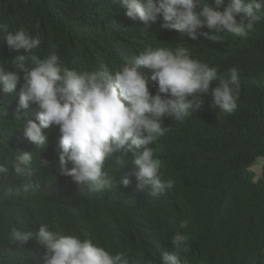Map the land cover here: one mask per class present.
I'll return each instance as SVG.
<instances>
[{"label":"clouds","instance_id":"obj_1","mask_svg":"<svg viewBox=\"0 0 264 264\" xmlns=\"http://www.w3.org/2000/svg\"><path fill=\"white\" fill-rule=\"evenodd\" d=\"M81 1L88 5L79 7L82 20L102 16L105 11L102 0ZM208 1L112 0L135 24L124 31L116 30L118 40L109 47L116 53L118 67L110 70L101 65L92 71H79L65 63L60 47L48 37L51 18L27 4L6 14L4 10L11 5L0 1V160L11 158L14 162L10 168L0 165V196L13 190L14 173L32 175L33 156L39 155L32 150L42 149L47 140L45 130L56 128L59 136L52 138V144L59 149L58 175L77 190L90 195L94 192L93 197L106 203L100 243L110 232V207L134 200L142 201L139 213L151 224L137 225L132 237L143 243V235L151 231L154 242L160 239L155 231L161 225L165 234L160 240L171 242L159 262L143 257L134 260L127 253L113 254L83 235H61L43 223L36 231L12 227V246L34 242L42 250L43 264H179L182 254L190 251L188 243H193L197 247L192 255L206 258L210 264L215 259L221 264L225 260L264 264V245L240 248L234 259L213 245L212 239L221 235L217 225L221 212L237 211L247 198L243 189L221 190L208 180L221 170L226 157L234 154L240 143L255 140L261 130L239 129L227 145L226 157L216 163L207 165L201 157L194 162L182 156L175 162L159 159L162 150L158 145L174 125L201 121L205 106L227 118L236 116L244 88L250 90L257 104L256 115L262 113L264 89L243 80L238 67L223 69L225 72L217 78L218 68L224 63L222 55H208L212 61L209 66L182 45H156L155 23L194 42L199 35L216 40L217 34L225 32L234 36V44L244 42L249 34L254 36L261 17L256 13L263 12L264 0ZM64 37L62 33L60 39ZM245 61L264 70V46ZM256 72L264 80V71ZM30 105L37 109V114L30 113L35 121H24L17 113ZM6 126H23V135L12 136ZM22 142L28 148L19 153ZM260 153L245 168L253 185L264 181V149ZM199 161L203 169L194 165ZM40 162L42 167L47 165V161ZM116 187L124 192L118 199L110 195ZM208 212L210 216L205 217ZM121 215L126 219L124 211ZM253 222L264 225V212L258 213ZM120 236L125 239V232L111 234L113 249L121 246ZM8 250L10 246L0 245V264L35 263L5 256Z\"/></svg>","mask_w":264,"mask_h":264},{"label":"trees","instance_id":"obj_2","mask_svg":"<svg viewBox=\"0 0 264 264\" xmlns=\"http://www.w3.org/2000/svg\"><path fill=\"white\" fill-rule=\"evenodd\" d=\"M4 1L11 5L4 10L6 14L20 7V4H27L51 18L49 39L60 47L65 63L79 71L85 69L92 71L101 65L115 70L118 67L117 56L115 51H109V47L118 40L117 31H124L126 30L124 28L135 24L126 18L124 10L112 0H102L105 11L102 12V16H96L91 20H82L83 17L79 16L80 5L88 7L87 3L81 0ZM208 3L211 4V0ZM262 11L256 13L261 16L259 28L254 30V36L249 34V38L244 42L231 43L234 36L227 32L217 34L216 40L199 35L198 40L194 42L187 37H179L162 30L159 24L155 23L153 27L156 30V45L161 47L182 45L189 48L192 56L196 58H199L198 52L201 49L204 56L216 57L220 54L224 63L218 68L217 78H220V72H225L223 69L235 66L239 68L243 80L251 81L255 86L264 89V80L256 72L264 70L245 61L250 54L264 46V10ZM62 33L63 36L65 34L64 40L60 39ZM95 33L98 34V38L94 37ZM212 35L215 34L209 33V36ZM241 97L240 111L236 116L227 118L205 106L201 121L177 123L158 145L161 150L175 151L192 162L196 157H201L208 165L210 162H218L225 156L228 143L239 129L261 130L255 140L240 143L234 154L225 156L221 170L208 178L221 190L243 189L247 198L237 211L221 212L217 221L221 235L212 239L213 245L220 247L231 259L236 257L240 248H256L264 242V225L253 222L258 213L264 212V181L253 185L250 176L245 172V168L254 161L255 156L261 155L260 150L264 149V98L260 104L262 113L258 116L257 104L248 88H244ZM30 107L36 108L33 105ZM27 148L28 144L22 142L17 152L20 153ZM35 150L36 148L32 150L33 153ZM51 150L52 148L48 146L40 155L33 156L30 177L17 176L14 173L11 179L13 190L0 196V245H8L11 249L15 248V251L21 248L25 250L29 255V259L24 260L27 263L37 261L40 264L42 250L31 246L34 243L32 241L26 243L24 247L12 246L9 240L12 227L22 231H36L41 224L47 223L51 230L61 235H83L94 244L100 243V221L106 213V203L94 198L85 190H77L75 186L61 179L57 173V155L53 151L51 153ZM40 160L47 161V165L42 167ZM194 165L203 169L200 161ZM36 173L40 175V180L34 183L32 180ZM52 179L55 181L50 184ZM17 209L27 211V216L19 217L18 214H14ZM33 212L42 214V221L33 217ZM223 263L232 264L229 260ZM214 264L221 263L215 259Z\"/></svg>","mask_w":264,"mask_h":264},{"label":"rangeland","instance_id":"obj_3","mask_svg":"<svg viewBox=\"0 0 264 264\" xmlns=\"http://www.w3.org/2000/svg\"><path fill=\"white\" fill-rule=\"evenodd\" d=\"M166 136L169 134L166 133ZM45 149H36V152H43ZM180 158V155L175 151H169V150H162L161 155L159 159L167 160L169 162H175ZM128 160V163L131 161V158H126ZM184 170V169H183ZM122 187L121 188H114L111 190V196L114 198H117L119 196H122L123 194ZM92 195H95L93 192ZM95 198V196H94ZM99 200V199H98ZM150 200V199H149ZM221 201V200H220ZM142 201L134 200L132 202H127L124 205H114L112 208L110 207V210L113 214V219L108 224L109 227V234L103 238V242L99 243L100 246L105 248V250L110 251L111 253H127L132 259H138L140 257H143V260H153L156 262H159L160 255L163 251L168 250L171 248V242L169 241H162L159 240V242L155 246L153 240H152V232L150 231L147 233V235H143L144 242L138 241L135 237H132L131 232L134 230V228L139 224H151V220L143 217L139 213V205ZM126 213V219L122 217L121 212ZM156 215L160 217L161 212L156 211ZM205 217L210 216V212L203 214ZM102 219L100 221V225L102 223ZM120 231L125 232V239L121 236L119 237V240L121 242V246L119 249H113L112 243L113 240L111 239V234L113 233H119ZM159 236L161 237L165 234V232L162 229V226L155 231ZM142 236V235H141ZM166 243V245H165ZM190 246V244L188 243ZM164 246V249H163ZM193 246L190 248V251L188 253L182 254L179 264H210V261L206 258H198L192 255V249H194Z\"/></svg>","mask_w":264,"mask_h":264},{"label":"bare ground","instance_id":"obj_4","mask_svg":"<svg viewBox=\"0 0 264 264\" xmlns=\"http://www.w3.org/2000/svg\"><path fill=\"white\" fill-rule=\"evenodd\" d=\"M258 28H259V24H256L255 27H254V30L258 29ZM202 31L207 32L205 29H203ZM94 37L98 38V34L95 33ZM198 44H199V42H198ZM198 47L201 48V45H199ZM136 51L137 50L135 49V54L136 55L139 54V52H136ZM198 56H199V58H198L199 60L207 63L210 66L212 61H211V59H209L208 55L204 56V54L202 52V49H201V51L198 52ZM209 62H210V64H209ZM148 75H149L148 73L144 74V76H148ZM35 109L29 107V109H27V110H21V112L17 113V115L22 116L24 121H26L27 119L35 121L36 117L30 116V113L33 112V110H35ZM34 112L37 114V109ZM6 127H8V126H6ZM22 127H8V130H9V132H10V134L12 136L23 135ZM45 131L47 132V140H46V143H45V145H44V147L42 149H46L49 146V147L52 148L51 153L53 151L56 155H59L58 147L52 144V138H54L55 136H59L58 129L50 127L49 129H47ZM30 151H31V149H30ZM32 154H33V151H32ZM38 154L40 155L41 152H38ZM51 156L54 157V155H51ZM57 158H58V156H57ZM13 163L14 162L11 160V158H3V159L0 160V165H5L8 168L12 167ZM52 170H54V167L52 168ZM30 176H28V177H30ZM39 180H40V175H38V173H36L35 176L33 177L32 181L35 183V182H38ZM54 181H55V179H52L50 184H53ZM41 184H42V182H41ZM64 186L65 185H61V187H64ZM14 214H18L19 217H25V216H27V211H23V210L17 209V212H14ZM75 215L76 214H74V216ZM32 216L35 217L37 220H41V217L43 215L33 212ZM167 217H169V215H167ZM159 240L160 239H156L154 242H157ZM165 245H166V243H165ZM263 245H264L263 242H261L260 245H259V248L263 247ZM31 246H33L35 249H38V247H39L35 243H33ZM155 246H157V245H155ZM204 246H207V245L205 244ZM191 247H193V243L190 244L189 248H191ZM163 249H164V246H163ZM32 254H33V252H32ZM4 255L8 256V257L18 258V259H21V260L29 259L28 253L25 250H23L22 248L18 249L17 251H15V248L11 249V250H8V251H5ZM209 256H211L210 253H209ZM34 264H39V263L35 262ZM40 264H43V263H40Z\"/></svg>","mask_w":264,"mask_h":264}]
</instances>
